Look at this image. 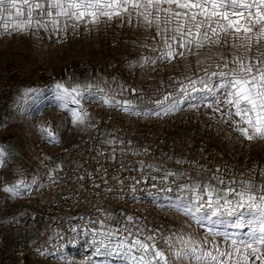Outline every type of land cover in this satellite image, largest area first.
<instances>
[{"label": "snow or ice", "instance_id": "obj_1", "mask_svg": "<svg viewBox=\"0 0 264 264\" xmlns=\"http://www.w3.org/2000/svg\"><path fill=\"white\" fill-rule=\"evenodd\" d=\"M113 21L151 34L152 43L144 46L153 54L128 61V71L146 67L155 71L158 63L174 61H182L184 70L148 93L130 88L116 76L57 81L51 89L54 106L64 110L70 124L95 126L86 108L89 104L157 118L187 107L204 109L209 119L226 124L244 140H264V0H0V34L43 31L62 42L81 26L92 31ZM202 51L209 54L200 58ZM129 95L141 101L147 96L150 108L140 109ZM21 98L33 101L32 115L48 106L39 89H24ZM5 124L0 118V127ZM38 131L49 142H58L50 126L40 125ZM101 142L111 147L110 159L115 162L117 144L125 142L111 134ZM119 151L121 157L128 156L125 148ZM148 154L147 150L132 151V155ZM8 157L9 152L0 147V167ZM175 163L189 162L176 159ZM192 166L197 167L196 163ZM60 167L49 169L44 179L55 184ZM119 170L139 174L126 177L128 191L121 189L119 196L131 195L136 200L137 186L142 184H150L157 193H172L166 197L168 210L183 216L185 224L165 234L123 211L119 213L123 219H119L94 207V216L79 218L85 224L70 228L74 235L69 242L82 236L88 246L82 264H264V168L253 166L247 179L229 168L206 170L199 165L190 173L143 160L136 167L121 163ZM42 186L36 177L29 180L18 174L0 185V191L9 199H19ZM148 195L158 199L151 192ZM193 225L201 238L193 235ZM55 235L64 239L59 232ZM37 251L75 264L59 249Z\"/></svg>", "mask_w": 264, "mask_h": 264}, {"label": "rangeland", "instance_id": "obj_2", "mask_svg": "<svg viewBox=\"0 0 264 264\" xmlns=\"http://www.w3.org/2000/svg\"><path fill=\"white\" fill-rule=\"evenodd\" d=\"M150 36L143 29L127 25L121 27L115 21L92 31L81 26L62 42H57L52 33L43 31L37 34H0V118L6 121L5 126L0 127V147L9 152L6 164L0 167V185L13 181L18 174L30 180L34 177L31 164L34 152H54L74 139L79 126L70 124L64 110L54 106L51 89L55 82L66 77L83 80L89 75L93 78L102 75L109 79L116 76L130 88L138 87L148 93L161 87L162 83L166 85L169 77L183 72L182 61L158 63L155 71L147 67L131 72L127 70L128 61L153 54L144 46L152 43ZM208 54L202 51L200 58ZM191 59L194 61L196 57ZM27 88L40 90L48 104L45 111L38 115L30 114L33 101L21 98ZM128 98L140 109L150 108L147 96L144 101L133 95ZM169 118L180 131L194 128L206 135L230 160L244 161L251 168H264V140L249 142L240 138L226 124L209 119L204 109L193 111L185 107ZM40 125L50 126L57 134L58 142L45 139L38 131ZM17 205L20 204L12 203L8 194L0 191V264L14 263L12 252L17 240L27 230L29 213L19 214L13 209ZM184 224L185 218L176 214L173 229ZM192 233L197 239L201 238L195 225ZM84 239L79 237L76 244L65 252L75 264H82L88 254Z\"/></svg>", "mask_w": 264, "mask_h": 264}, {"label": "built area", "instance_id": "obj_3", "mask_svg": "<svg viewBox=\"0 0 264 264\" xmlns=\"http://www.w3.org/2000/svg\"><path fill=\"white\" fill-rule=\"evenodd\" d=\"M86 108L95 121L94 127L79 126L74 139L66 146L54 152L36 151L31 155L34 177L43 186L35 188L30 196L11 199L12 203L23 204L32 210L26 220L28 236L18 241L12 252L14 264L63 263L64 260L54 255L40 254L37 250L52 252L59 249L65 254L79 239L69 242L74 235L70 228L85 224L79 218L94 216L93 210L97 206L112 212L119 219H123L119 215L121 211L138 217L148 228H159L165 234L173 229L176 213L166 207V197L173 196L172 193H157L150 184H142L137 186L136 200L131 195H118L121 189L128 191L129 181L126 177L139 175L137 172L119 170L121 163L136 167L137 162L143 160L163 164L169 170L179 168L190 173L203 165L206 170L216 167L232 169L243 173L244 179L250 175L248 163L230 160L217 144L194 128L180 131L169 116L137 117L96 104L86 105ZM110 134L111 138L125 142L123 145L117 144L115 162L110 159L111 147L101 142ZM121 147L128 151L127 157H121ZM136 149L142 152L147 150L149 154L132 155ZM176 159L189 163L177 165ZM193 163L197 167L194 168ZM56 165L61 167L57 172L59 179L53 184L44 177ZM144 174H149L147 169ZM79 176L84 179H76ZM113 176L117 179H111ZM119 180H123L124 184H119ZM95 184L100 187L95 188ZM109 187L111 191H108ZM149 192L157 195L158 199L154 201ZM57 232L64 239L56 236Z\"/></svg>", "mask_w": 264, "mask_h": 264}, {"label": "crops", "instance_id": "obj_4", "mask_svg": "<svg viewBox=\"0 0 264 264\" xmlns=\"http://www.w3.org/2000/svg\"><path fill=\"white\" fill-rule=\"evenodd\" d=\"M15 211H19V214H24L25 212L29 213V216L31 215L32 213V210L26 206H24L23 204H20V205H17L13 208ZM28 228V227H27ZM28 236V232L27 230L25 231V234L23 236H21L18 240H22L23 238L27 237ZM16 242V243H17ZM11 259L10 257H8V260ZM14 264V263H13ZM28 264H36V262H29Z\"/></svg>", "mask_w": 264, "mask_h": 264}]
</instances>
